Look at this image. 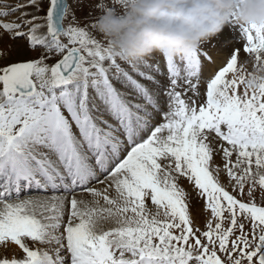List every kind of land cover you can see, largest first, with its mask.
Wrapping results in <instances>:
<instances>
[{
	"label": "snow or ice",
	"instance_id": "1",
	"mask_svg": "<svg viewBox=\"0 0 264 264\" xmlns=\"http://www.w3.org/2000/svg\"><path fill=\"white\" fill-rule=\"evenodd\" d=\"M125 7L0 0V264H264V25L130 61Z\"/></svg>",
	"mask_w": 264,
	"mask_h": 264
},
{
	"label": "clouds",
	"instance_id": "2",
	"mask_svg": "<svg viewBox=\"0 0 264 264\" xmlns=\"http://www.w3.org/2000/svg\"><path fill=\"white\" fill-rule=\"evenodd\" d=\"M233 16L241 24L264 25V0H126L122 11L102 14L97 29L117 56L138 61L197 49Z\"/></svg>",
	"mask_w": 264,
	"mask_h": 264
},
{
	"label": "rangeland",
	"instance_id": "3",
	"mask_svg": "<svg viewBox=\"0 0 264 264\" xmlns=\"http://www.w3.org/2000/svg\"><path fill=\"white\" fill-rule=\"evenodd\" d=\"M156 55H159V54H156Z\"/></svg>",
	"mask_w": 264,
	"mask_h": 264
},
{
	"label": "bare ground",
	"instance_id": "4",
	"mask_svg": "<svg viewBox=\"0 0 264 264\" xmlns=\"http://www.w3.org/2000/svg\"><path fill=\"white\" fill-rule=\"evenodd\" d=\"M33 194H35V193H33Z\"/></svg>",
	"mask_w": 264,
	"mask_h": 264
}]
</instances>
